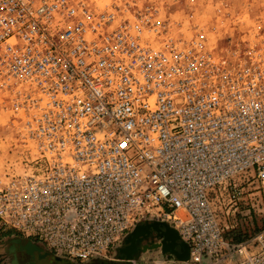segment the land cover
<instances>
[{"label": "built area", "instance_id": "2783aa9c", "mask_svg": "<svg viewBox=\"0 0 264 264\" xmlns=\"http://www.w3.org/2000/svg\"><path fill=\"white\" fill-rule=\"evenodd\" d=\"M115 2L0 0V87L35 91L14 105L33 153L0 176V231L86 263L157 221L188 260L131 264H264V225L234 242L216 213L220 191L264 196V61H219L201 32L176 46L150 7Z\"/></svg>", "mask_w": 264, "mask_h": 264}, {"label": "rangeland", "instance_id": "374dc122", "mask_svg": "<svg viewBox=\"0 0 264 264\" xmlns=\"http://www.w3.org/2000/svg\"><path fill=\"white\" fill-rule=\"evenodd\" d=\"M89 2L98 8L113 2L121 6L135 2L134 7L130 6L133 11L148 6L156 12L154 18L157 21L166 22V34L159 38L167 37L176 46H183L193 39L195 33L201 32L204 34L203 43L206 51L211 52L219 61L233 58L240 60L256 58L264 61V0H89ZM142 38L155 45L153 34L144 33ZM8 86L0 87V176L23 175L22 161L29 159V155L33 153L23 128L25 112L14 105L19 103L20 97H23L27 90L30 89L34 94V88L14 82H10ZM220 193L221 197L218 198L220 204L216 205V213L223 227L224 236L234 242L236 239L237 242L249 241L264 225L262 192L243 187L239 199L232 201H229L227 196L228 190ZM12 238L20 239V236L14 231H0V264H11L8 241ZM117 251V245H111L107 255L110 256L112 252ZM250 251H253V247H250ZM154 253L147 251L141 254V261ZM50 257L53 256L50 254ZM47 260H49L47 257L37 259L36 264H51L47 263ZM52 260L54 261V257Z\"/></svg>", "mask_w": 264, "mask_h": 264}, {"label": "water", "instance_id": "95a60500", "mask_svg": "<svg viewBox=\"0 0 264 264\" xmlns=\"http://www.w3.org/2000/svg\"><path fill=\"white\" fill-rule=\"evenodd\" d=\"M144 231H138L135 227L129 234L126 235L124 242L129 244H138L141 241H144L146 244L139 248H130L129 251H126V248H118V251L115 252V261H106V260H91L86 264H131L137 258L147 252V251H156L160 250L162 254L166 256H173L177 261H186L189 258L188 247L178 241V236L176 232L166 225L164 222H144L143 225ZM155 235L158 238V243H151L148 240ZM8 251L14 253L16 251L23 252L27 256L28 262L26 264H36V260L43 259L47 257V263L51 264H70L67 261H60L58 258H54V261L50 257V253L42 251L41 248L32 244L28 240L22 239H9L8 241ZM11 264H17L15 258L13 257L10 261Z\"/></svg>", "mask_w": 264, "mask_h": 264}, {"label": "flooded vegetation", "instance_id": "af4514ba", "mask_svg": "<svg viewBox=\"0 0 264 264\" xmlns=\"http://www.w3.org/2000/svg\"><path fill=\"white\" fill-rule=\"evenodd\" d=\"M143 225H144V223H138V224H136V225L130 230V232H131L132 230H134L135 227H136V229H137L138 231H144V230H143ZM130 232H129V233H130ZM129 233H128V234H129ZM124 239H125V238H124ZM124 239H122L119 248H126V251H129L130 248H134V249H135V248H139V247H141V246H144V245L146 244L145 242H144V243L139 242L138 244H132V245H131V244H129V242H128V243H125V242H124ZM148 241L151 242V243H158V242H159L158 238H156L155 235H152V237H151ZM8 248H9V247H8ZM8 253H9V255L11 256V260H12L13 257L15 258V261L17 262V264H25L26 262L29 261L28 258H27V256L24 255L23 252H18V251H16V252H14V253L12 254V253H10V252L8 251Z\"/></svg>", "mask_w": 264, "mask_h": 264}, {"label": "crops", "instance_id": "0c3cea01", "mask_svg": "<svg viewBox=\"0 0 264 264\" xmlns=\"http://www.w3.org/2000/svg\"><path fill=\"white\" fill-rule=\"evenodd\" d=\"M125 237H126V236H125ZM125 237H124V238H125ZM124 238H123V239H124ZM20 239H22V238H20ZM119 246H120V243L117 245V249L119 248ZM153 252H155V251H153ZM115 255H116V253L112 252V255H110V256L107 255L108 257H106L105 260H106V261H115V258H116ZM139 257H141V256H139ZM54 258H55V257H54ZM59 260H60V259H59ZM60 261H63V260H60Z\"/></svg>", "mask_w": 264, "mask_h": 264}, {"label": "trees", "instance_id": "16d2710c", "mask_svg": "<svg viewBox=\"0 0 264 264\" xmlns=\"http://www.w3.org/2000/svg\"><path fill=\"white\" fill-rule=\"evenodd\" d=\"M235 241L237 242V239Z\"/></svg>", "mask_w": 264, "mask_h": 264}]
</instances>
